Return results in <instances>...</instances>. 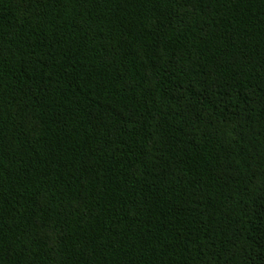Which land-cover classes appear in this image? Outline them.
Segmentation results:
<instances>
[{"label": "trees", "instance_id": "trees-1", "mask_svg": "<svg viewBox=\"0 0 264 264\" xmlns=\"http://www.w3.org/2000/svg\"><path fill=\"white\" fill-rule=\"evenodd\" d=\"M0 264H264V0H0Z\"/></svg>", "mask_w": 264, "mask_h": 264}]
</instances>
